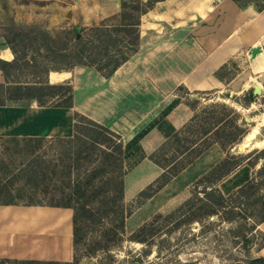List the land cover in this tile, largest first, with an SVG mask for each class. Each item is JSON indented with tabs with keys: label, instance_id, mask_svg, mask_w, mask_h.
<instances>
[{
	"label": "rangeland",
	"instance_id": "1",
	"mask_svg": "<svg viewBox=\"0 0 264 264\" xmlns=\"http://www.w3.org/2000/svg\"><path fill=\"white\" fill-rule=\"evenodd\" d=\"M129 1L141 2L139 4L141 7L145 0H0V41L3 38L6 42L3 34L9 31L12 21L38 24L55 36L64 29L72 38L73 35L77 36L86 28L100 22L113 25L136 19L139 16L138 10L127 8L125 11L129 15H122V3ZM139 17L141 19V15ZM160 24L164 34L157 38L155 29H146L143 34H139L138 50L131 56L140 60L152 45L164 39L175 41L173 51L175 56L170 57L164 52L155 63L148 60L144 65L137 64L132 74L117 87L109 88L103 82L101 91H91L90 87H84L81 91L85 97L84 104L90 109L89 116L110 128L114 124L119 126V129L114 128L123 139L124 165L127 169L124 178V199L134 207L125 220L123 241L112 250L117 260L115 264H132L130 262L132 255L145 245L126 237L139 225L151 220L154 214L161 213L166 216L179 208L184 200L192 195V187L199 176L194 177L208 164L220 157L216 160L218 162L226 153L234 156L247 155L264 147V143L258 147L246 144L242 145V150L238 149L244 134L252 125L259 123L257 119L260 113L264 112V68L260 66V62L264 61V0H216L214 8L204 19L174 15L169 18L168 23ZM122 35L124 39H128ZM117 44L127 50L124 40H118ZM184 46H195L199 56L187 62L180 53ZM39 52L45 53L42 49ZM26 55L32 58L37 54L32 48H28ZM260 55L262 59H259ZM185 65L187 75L204 81L206 85L202 88H188L181 81L182 76L174 82L163 76L171 67L180 68ZM86 68L94 70L91 66ZM12 80L28 84L36 80L47 81V78L46 75L37 76L27 68L15 72ZM66 80H69L72 86L71 78ZM81 80H84V77H81ZM82 82L80 85H83ZM255 85L260 87L258 94L253 93ZM44 90L50 94L45 98L49 103H65L69 100L62 89ZM12 91L10 89L6 92L0 88V102L29 101L28 98L17 97L19 94ZM248 92L254 95V101L250 106H243L239 101L244 100L243 95ZM62 93L65 96L62 97ZM167 100L171 102L165 110L162 104ZM211 103H225L232 107L237 113L234 123L244 127V134L228 147L227 152L217 149L215 145L209 147L199 160L184 169L185 172L171 181L161 194L137 203L138 191L153 181L161 171L148 159V154L187 122L196 110ZM229 117L230 115L222 117L219 123H225V119ZM171 119L177 120V124H180L174 130L161 134L160 125ZM263 135L264 124H258L254 138H261ZM126 139L129 140L128 148ZM69 147V143L60 140L58 136L45 137L33 142L23 138L0 136V183H6L10 189L29 187L30 183L13 175L26 167L32 157L43 158L52 164L60 165V152ZM246 158L245 156L239 159L231 158L229 165L240 163L236 168L247 165L252 173L260 161H257L259 159L256 155L251 154L248 158L252 162H258L252 167L243 162ZM42 186L44 185L39 184L40 188ZM40 206L44 209L51 207ZM184 212L185 209L179 210L172 217L166 219L161 217L155 221L156 227L150 243L151 252L148 256L143 255L144 261L139 264L175 258L190 264H244L248 257L264 256V221L254 228H249L250 220L244 214H239L232 220H226L220 214L208 216L200 214L185 220ZM179 219L180 222L174 225ZM102 255V253L87 255L83 252L77 264H98ZM0 264L45 263H22L12 258H0Z\"/></svg>",
	"mask_w": 264,
	"mask_h": 264
},
{
	"label": "trees",
	"instance_id": "2",
	"mask_svg": "<svg viewBox=\"0 0 264 264\" xmlns=\"http://www.w3.org/2000/svg\"><path fill=\"white\" fill-rule=\"evenodd\" d=\"M158 1L161 0H145L141 7V2L138 1L123 2L122 15H129L125 10L130 8L138 10L140 16ZM139 16L113 25L100 22L86 28L78 36L73 35L72 38L64 29L55 36L38 24L12 21L9 31L3 34V37L13 53V58L10 61L0 58V69L5 78V81L0 83V88L6 92L12 89L19 94L17 97L34 100L39 105L71 106L73 89L69 80L59 83L36 80L34 83L20 84L12 80L14 73L28 68L37 76H45L50 70H71L76 65H83L94 67L100 74L108 77L138 50ZM122 34L128 39H124ZM118 40H124L127 50L117 44ZM28 48L36 51L37 57L29 58L26 55ZM41 49L45 53H40ZM45 88L62 89L69 100L65 103H49L45 98L50 94L45 92ZM65 94L62 93L61 96ZM243 97L244 100L239 101L243 106H250L254 101V95L249 92L244 93ZM226 115L230 117L225 119V123H219ZM236 116V111L225 103H211L196 110L187 122L148 154V159L161 171L153 181L138 191L136 202L141 203L153 196L212 144H218L227 152L228 147L237 142L245 131L241 124L234 123ZM241 120L244 121L243 118ZM43 138L45 137H23L24 140L32 142ZM59 138L70 145L68 149L60 152V165L32 157L26 167L13 175L23 178L30 186L10 189L6 183H0V204H37L71 208L72 260L16 261L77 264L80 255L85 252L87 255L102 253L98 264H115L117 260L112 250L123 241L125 220L134 207L124 199V178L127 169L124 165L122 136L109 126L75 111L72 135ZM251 154L258 157L259 166L245 182L224 194L218 188L217 182L240 164L230 166V159L245 156L247 158L243 162L255 167L258 162H252L248 158ZM39 184L44 186L40 188ZM191 191L192 195L175 211L166 216L161 213L154 214L151 220L139 225L126 237L145 245L132 255V264L142 263L143 255L150 254L155 221L161 217H172L179 210L185 209V220L200 214H220L222 218L232 220L239 214H244L250 220L249 228H254L264 221V147L247 155L234 156L226 153L196 179ZM179 222L180 219L175 221L174 225ZM149 264L190 263L175 258L150 261ZM244 264H264V256L248 257Z\"/></svg>",
	"mask_w": 264,
	"mask_h": 264
},
{
	"label": "crops",
	"instance_id": "3",
	"mask_svg": "<svg viewBox=\"0 0 264 264\" xmlns=\"http://www.w3.org/2000/svg\"><path fill=\"white\" fill-rule=\"evenodd\" d=\"M215 1L216 0L158 1L141 15L139 24L140 34H143L148 28L155 29L158 34L156 37L160 38L162 34H164L160 22L168 23L169 18L174 15L185 16L189 19L195 17L204 19L208 17L214 8ZM1 40L0 58L10 61L13 58V53L8 44L4 42V39L2 38ZM175 46L174 40H161L159 43L152 45L145 55L141 57V59L139 58L140 60L130 56L108 77L100 74L95 68L93 70L92 68H86V66L83 65H76L72 70H61L67 71L65 77L59 81L52 82L50 79V73L52 70H50L46 75L49 83H59L71 78L74 97L72 105H39L34 100H29L26 103L0 104V136L16 138L32 136H71L73 133L74 112H83V114L86 113V115L88 113L91 114L90 109L84 104L85 97L82 96V88L90 87L91 91L95 90L98 92L101 91V85H103V82L104 85L109 88L117 87L124 81V79L132 74L137 64L144 65L148 60L155 63L164 52L168 53L170 57L175 56L173 52ZM136 52L134 54H136ZM180 53L183 54L184 59L187 62L192 60V58L199 56V51L195 46H184V49L182 48ZM259 57L262 58V55ZM260 66L264 68V61L260 63ZM186 70V65L180 66V68L171 67L165 72L166 74H163V76H165L170 82H174L178 77L182 76L181 81L188 88H202L206 85L204 81L194 79L187 75ZM199 72H197V74H199ZM81 77H84V80H81ZM4 81V74L0 69V83H3ZM81 82L83 85H80ZM170 102L171 100L165 101L162 104V108L166 110V108L169 107ZM155 111L158 110L155 109ZM89 114L87 116H89ZM94 120L96 119L94 118ZM177 123V120L171 119L160 125L161 134L174 130L180 124ZM114 127H118V129L120 128L114 124V126L111 127L114 131H116ZM213 145L221 150L218 144L215 143L211 146ZM128 146L129 140L126 139V147L128 148ZM202 154H200L192 163L199 160V158L203 156ZM219 158L220 157H217L216 160ZM216 160L212 161L198 172L194 178L208 170ZM183 170L150 198L161 194L171 181L179 176V174L185 172ZM250 170V167L247 165L236 168L231 174L222 180H219L217 183L218 188L224 194L229 193L250 177ZM237 172H240L239 176L236 178L237 180L232 181L231 183H226V190H224L223 183ZM71 217L72 210L69 207L51 206L44 209L43 206L40 205L0 204V258L62 262L70 261L73 257Z\"/></svg>",
	"mask_w": 264,
	"mask_h": 264
},
{
	"label": "bare ground",
	"instance_id": "4",
	"mask_svg": "<svg viewBox=\"0 0 264 264\" xmlns=\"http://www.w3.org/2000/svg\"><path fill=\"white\" fill-rule=\"evenodd\" d=\"M258 54V53H257ZM259 59H262L259 57ZM261 63V62H260ZM67 71H55L52 70L50 73V79L52 82H56L59 81L60 79H62L63 77H65ZM259 116V115H258ZM259 121L258 124H264V112L260 113L259 118L257 119ZM258 124L257 125H252L249 130L244 134L243 136V140L241 142V145H246V144H250V146L252 147H258L261 146L264 143V135L261 138H254L256 137L255 134L258 130ZM129 157V155H128ZM128 159V158H127ZM131 159V158H130ZM128 163V160H127ZM240 172H237L236 174H233L232 176H230L225 183H223V189L226 190V183H231L232 181L237 180L236 178L239 176ZM19 219V218H18Z\"/></svg>",
	"mask_w": 264,
	"mask_h": 264
},
{
	"label": "water",
	"instance_id": "5",
	"mask_svg": "<svg viewBox=\"0 0 264 264\" xmlns=\"http://www.w3.org/2000/svg\"><path fill=\"white\" fill-rule=\"evenodd\" d=\"M78 36V34H77ZM253 93L255 94H258L260 93V87L258 85H255L254 88H253ZM238 149L239 150H242L243 149V146L241 144L238 145Z\"/></svg>",
	"mask_w": 264,
	"mask_h": 264
}]
</instances>
